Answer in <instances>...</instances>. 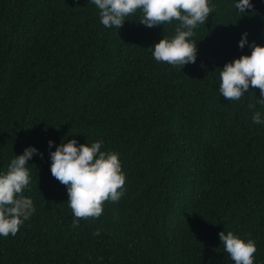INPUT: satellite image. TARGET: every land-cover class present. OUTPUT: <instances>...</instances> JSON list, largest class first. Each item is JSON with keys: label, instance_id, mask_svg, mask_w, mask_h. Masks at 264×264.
Segmentation results:
<instances>
[{"label": "trees", "instance_id": "obj_1", "mask_svg": "<svg viewBox=\"0 0 264 264\" xmlns=\"http://www.w3.org/2000/svg\"><path fill=\"white\" fill-rule=\"evenodd\" d=\"M211 2L180 69L152 55L175 21L149 28L137 12L106 28L91 0H0V174L29 146L43 154L22 193L35 211L0 236V264H234L221 231L254 240L264 264V124L247 107L260 92L219 93L224 64L251 53L241 34L264 45V0L241 15L238 0ZM73 136L102 140L126 175L120 200L75 228L50 172V151Z\"/></svg>", "mask_w": 264, "mask_h": 264}, {"label": "clouds", "instance_id": "obj_2", "mask_svg": "<svg viewBox=\"0 0 264 264\" xmlns=\"http://www.w3.org/2000/svg\"><path fill=\"white\" fill-rule=\"evenodd\" d=\"M99 10L101 23L106 28L119 29L126 17L141 13L139 22L149 28L177 22L175 34L162 37L152 47L157 62L167 63L180 69L195 63L197 44L193 39L195 29L204 25L215 10L211 0H91ZM238 15L253 8L251 0H238ZM251 48L250 55H240L226 62L220 72L219 93L227 101H238L249 87L259 89L260 98L247 107L253 111L252 121L264 124V115L255 110L264 106V45L249 42L242 33L238 47ZM53 141L49 140L51 149ZM102 140L78 143L74 138L60 143L50 151L51 175L66 187L68 205L73 214L72 227H78L81 219L99 218L106 202L116 203L124 195L126 175L122 170L119 154L101 151ZM43 156L35 147L29 146L15 156L7 171L0 174V236L16 235L25 220L35 211L33 200L24 196L23 190L31 182L28 161L33 155ZM97 229L93 235H99ZM224 251L234 264H254L257 252L255 241L244 240L232 231L219 233Z\"/></svg>", "mask_w": 264, "mask_h": 264}]
</instances>
